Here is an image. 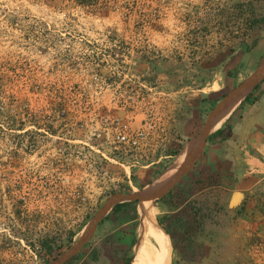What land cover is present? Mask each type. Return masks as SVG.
<instances>
[{
	"label": "rangeland",
	"instance_id": "obj_1",
	"mask_svg": "<svg viewBox=\"0 0 264 264\" xmlns=\"http://www.w3.org/2000/svg\"><path fill=\"white\" fill-rule=\"evenodd\" d=\"M263 54L264 0H0V264L61 255L108 196L167 169L205 121L200 100ZM148 124L137 147L115 139ZM238 157L240 174L203 151L152 203L170 264H264V160ZM137 206L112 211L65 264L133 262Z\"/></svg>",
	"mask_w": 264,
	"mask_h": 264
},
{
	"label": "water",
	"instance_id": "obj_2",
	"mask_svg": "<svg viewBox=\"0 0 264 264\" xmlns=\"http://www.w3.org/2000/svg\"><path fill=\"white\" fill-rule=\"evenodd\" d=\"M264 79V54L254 70L234 88L225 93L208 112L200 131L188 142L184 150L193 146L186 163L167 181L151 185L152 182L140 189L128 192H117L106 198L96 213L81 230L76 241L58 257L46 264H65L76 256L91 239L100 222L120 203L151 201L152 203L166 195L174 185L194 166L202 155L208 136L213 133L229 117L233 110L253 91V89ZM174 161V160H173ZM131 264V261H130Z\"/></svg>",
	"mask_w": 264,
	"mask_h": 264
},
{
	"label": "crops",
	"instance_id": "obj_3",
	"mask_svg": "<svg viewBox=\"0 0 264 264\" xmlns=\"http://www.w3.org/2000/svg\"><path fill=\"white\" fill-rule=\"evenodd\" d=\"M232 135L216 143H206L204 151L214 154L217 151L233 157L237 169L242 162L239 154H249L257 166L264 160V95L254 102L239 104L227 118ZM250 161L249 158H246ZM258 162V163H257Z\"/></svg>",
	"mask_w": 264,
	"mask_h": 264
},
{
	"label": "bare ground",
	"instance_id": "obj_4",
	"mask_svg": "<svg viewBox=\"0 0 264 264\" xmlns=\"http://www.w3.org/2000/svg\"><path fill=\"white\" fill-rule=\"evenodd\" d=\"M218 127L219 124L214 128ZM192 150L193 146L188 150H182L171 165L154 179L151 185L163 183L171 178L186 163ZM152 207L153 204L149 200L138 202L137 210L141 228L134 247L135 259L132 262V257L131 264H170L168 236L155 220Z\"/></svg>",
	"mask_w": 264,
	"mask_h": 264
},
{
	"label": "trees",
	"instance_id": "obj_5",
	"mask_svg": "<svg viewBox=\"0 0 264 264\" xmlns=\"http://www.w3.org/2000/svg\"><path fill=\"white\" fill-rule=\"evenodd\" d=\"M86 1V0H85ZM79 3L81 4H84V0H79ZM264 85V79L253 89L252 92H250L246 97L245 99L240 103L243 104L245 102H253L254 101V95L257 91H260V89H262ZM222 97V96H221ZM220 99V98H219ZM219 99H216L215 101H211L207 98H202L199 102V108H200V111L202 112L203 116L206 115L211 109L212 107L214 106V104L219 100ZM200 112V113H201ZM232 135V131L230 129V125L227 123V121H225L218 129H216L213 133H211L208 138H207V143H216V142H220L222 140H225V139H228L230 138ZM239 155H243L242 153L239 154ZM241 168L238 169V171H236L235 173L236 174H240V172L243 170V166L240 165ZM171 194V191L166 195L164 196L162 199H165L166 197H168L169 195ZM130 203H133V202H125V203H120V204H117L112 210H117L119 209L120 207L124 206V205H129ZM241 211V210H240ZM110 212V213H111ZM109 213V214H110ZM109 214L100 222L103 223L109 216ZM157 222L162 226L164 227V224L162 222L161 219H157ZM99 224V225H100ZM73 241V238L72 237H69L67 242H66V245L69 246L71 244V242ZM245 260H249V258H246ZM130 261H131V256L129 255L128 252H126L125 254V257H124V264H130ZM221 264H230L229 262H224ZM241 264V263H240ZM242 264H249L248 261H245L243 262Z\"/></svg>",
	"mask_w": 264,
	"mask_h": 264
},
{
	"label": "built area",
	"instance_id": "obj_6",
	"mask_svg": "<svg viewBox=\"0 0 264 264\" xmlns=\"http://www.w3.org/2000/svg\"><path fill=\"white\" fill-rule=\"evenodd\" d=\"M151 128L152 126L148 124L145 129L138 130L134 135H130L125 132H118L115 135V139L118 143L126 144L130 147H137L140 144L141 140L146 138L149 133V129Z\"/></svg>",
	"mask_w": 264,
	"mask_h": 264
}]
</instances>
